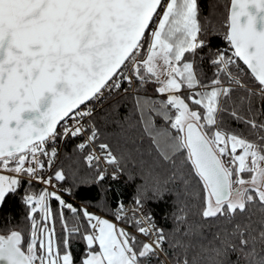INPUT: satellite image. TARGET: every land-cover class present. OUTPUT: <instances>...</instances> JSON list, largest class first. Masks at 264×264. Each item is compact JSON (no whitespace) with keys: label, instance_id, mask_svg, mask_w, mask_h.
Instances as JSON below:
<instances>
[{"label":"snow or ice","instance_id":"obj_1","mask_svg":"<svg viewBox=\"0 0 264 264\" xmlns=\"http://www.w3.org/2000/svg\"><path fill=\"white\" fill-rule=\"evenodd\" d=\"M225 7L220 32L200 0H0V203L26 206L0 264H264V0Z\"/></svg>","mask_w":264,"mask_h":264},{"label":"trees","instance_id":"obj_2","mask_svg":"<svg viewBox=\"0 0 264 264\" xmlns=\"http://www.w3.org/2000/svg\"><path fill=\"white\" fill-rule=\"evenodd\" d=\"M230 0H200V3L203 8L202 18L204 22L209 26L211 29L213 26L218 29L220 32L224 30V26H222V21L227 16L228 9L225 5H229ZM211 42L213 46L217 47H224L226 46V42L223 40L222 35H213L211 38ZM127 107L122 105L121 112H126ZM135 131V130H134ZM78 141L69 140L68 143L62 145L61 149V159L64 161V166L66 170L69 166L71 168H76L77 160L76 157L79 153H74L72 156H64V152L72 153L73 144L77 143ZM115 142V141H114ZM142 147L147 149L150 146V138L144 136L142 141H138ZM129 147H135V145L129 144ZM147 155V153H146ZM152 155H157L156 150L153 148ZM79 166L86 169L85 162L81 159L79 161ZM166 167H168L166 165ZM164 178L163 176L161 177ZM110 182L112 183L113 189H119V191H114V196L123 195L126 199H131L132 196L135 194L136 184L140 182V178L137 177L136 180H129L126 174L121 175L118 178L111 179ZM26 186V185H25ZM62 186H67L64 182H62ZM23 187L19 188L15 193H9L6 196L4 202L0 203V225H4L6 223H21L23 217L26 214V206L21 199L23 194ZM39 190L38 187L36 189ZM174 193H165L162 198L158 200H149L148 206L153 210L154 214L157 216V219L160 222H165L164 213L168 211L172 207V201L174 199ZM75 201H84L88 200L91 203L96 198V190L91 186H84L81 185L76 189V195L70 196ZM55 204V201L53 200ZM11 218V219H9ZM190 219L195 220V216H191ZM169 225L171 224V220L168 221ZM26 226V222H25ZM74 247H76L74 245Z\"/></svg>","mask_w":264,"mask_h":264},{"label":"built area","instance_id":"obj_3","mask_svg":"<svg viewBox=\"0 0 264 264\" xmlns=\"http://www.w3.org/2000/svg\"><path fill=\"white\" fill-rule=\"evenodd\" d=\"M61 149H62V146H61ZM66 198L73 200L72 197L67 196V194H66ZM74 201H75V200H74ZM76 202H81V201H76Z\"/></svg>","mask_w":264,"mask_h":264},{"label":"water","instance_id":"obj_4","mask_svg":"<svg viewBox=\"0 0 264 264\" xmlns=\"http://www.w3.org/2000/svg\"><path fill=\"white\" fill-rule=\"evenodd\" d=\"M229 5H230V1H229Z\"/></svg>","mask_w":264,"mask_h":264}]
</instances>
